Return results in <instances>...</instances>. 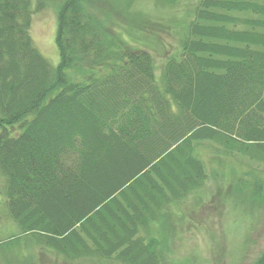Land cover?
<instances>
[{
  "label": "trees",
  "instance_id": "trees-1",
  "mask_svg": "<svg viewBox=\"0 0 264 264\" xmlns=\"http://www.w3.org/2000/svg\"><path fill=\"white\" fill-rule=\"evenodd\" d=\"M32 1L0 0V175L18 228L9 240L71 263L166 264L168 231L185 217L172 208L210 177L234 178L229 188L251 198L236 193L238 207H264V0H197L160 23L177 28L172 44L144 18L120 19L134 44L109 29L114 0ZM51 1L56 66L29 33ZM236 155L254 167L227 160ZM251 264H264V248Z\"/></svg>",
  "mask_w": 264,
  "mask_h": 264
},
{
  "label": "rangeland",
  "instance_id": "rangeland-1",
  "mask_svg": "<svg viewBox=\"0 0 264 264\" xmlns=\"http://www.w3.org/2000/svg\"><path fill=\"white\" fill-rule=\"evenodd\" d=\"M129 1V2H128ZM197 0H178L173 4L170 0H114L115 7L113 15L116 23L109 24V29L114 28L118 33H122L125 21L120 20L122 16L130 18H144L145 21L156 22L154 26L157 32L167 37L170 44L177 43L175 32L177 28L173 25L170 32L160 29V23H172L170 18L184 15L185 8L194 7ZM32 9L35 8V0L32 1ZM54 2H49L41 9L35 10L31 15L29 33L35 47L46 57L50 65L56 66L59 61L58 48L55 44V32L57 25L56 6ZM139 20V19H136ZM148 21V22H149ZM176 23V22H175ZM137 29L136 24L133 23ZM123 34V33H122ZM126 36L127 42L134 44L135 37L130 34ZM159 47V45H157ZM168 49L169 46H167ZM152 55L157 59L161 53L151 50ZM158 71H156V76ZM19 131L18 125L12 133ZM211 148V145H209ZM208 156L206 165L209 169L217 168L216 162H209V149L200 150ZM231 160L232 164L245 167H254L251 161L236 155ZM212 166V167H211ZM249 166V167H248ZM260 169V168H258ZM236 173V171H235ZM229 175L210 177L206 184L199 190L194 191L176 205L174 212H183L185 217L179 219V213L173 214L169 222L173 224L167 234V242L172 252L166 264H251L255 257L264 248V207L257 209H242L233 201L240 197L250 201L251 198L245 196L244 191H237L229 188L233 179ZM219 178H229L222 183ZM259 185H264L263 180H259ZM4 180L0 175V264H78L71 263L62 258L58 253L53 254L51 250L42 248L34 243H25L27 239L19 238L11 241L16 235L17 227L8 215L7 201L3 194ZM232 193L230 197L229 193ZM200 194L197 199L196 194ZM221 193H224L223 196ZM228 196L226 198L224 196ZM174 218V216H176ZM173 219L177 220L174 221ZM161 231L167 232L166 227ZM20 232V231H19ZM27 236H30L26 234ZM18 241V242H17ZM20 244V245H18ZM98 264V263H94ZM102 264H119L117 261L105 262Z\"/></svg>",
  "mask_w": 264,
  "mask_h": 264
}]
</instances>
